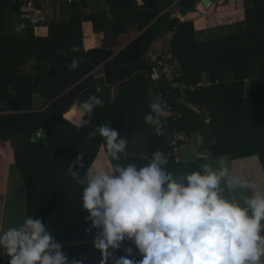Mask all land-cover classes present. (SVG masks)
Returning <instances> with one entry per match:
<instances>
[{
  "label": "crops",
  "instance_id": "obj_1",
  "mask_svg": "<svg viewBox=\"0 0 264 264\" xmlns=\"http://www.w3.org/2000/svg\"><path fill=\"white\" fill-rule=\"evenodd\" d=\"M255 2L211 0L209 9L201 0H196L194 4L188 3V0H86L73 4L37 2V7L45 15L44 23L38 26L28 24L25 29L19 30L17 25L23 20L22 5L0 0V57L10 44L18 49L33 37L45 39L50 34L51 25L66 24L74 19L75 28H71V31L75 30L73 37L81 52L74 57H67L62 50L46 58L34 56L21 66V74L33 75L31 98H17L12 85L0 87V231L19 227L26 216L43 220L47 208L54 202L56 206L43 221L52 230L56 241L63 245L62 250L69 259L86 258L83 264H100L101 254L92 244L97 230L86 233L90 223L85 222L89 214L82 207L83 189L60 201L31 199L33 206L29 207L26 180L17 163L16 146L19 147V141L24 142L18 131V123L26 121L28 114L33 118L50 106H54L65 119L74 120L78 114L72 111V107L78 105L82 96L92 88L115 101L127 85L128 80L124 79L122 73L129 70L143 74L147 80L143 92L146 108L149 109V104L159 97L167 102L173 113L162 104L165 114L160 117L161 131H155L156 136L153 137L149 131L138 127L121 130L119 133L128 140L125 151L121 153L128 162L124 161L121 165L132 163L143 166L154 152L161 151L168 160L164 167L179 177L200 170L205 163L218 168V161L222 159L230 175L243 176L264 190V119L261 126L257 125L258 122L249 123L252 118H248L244 128L229 129L225 137L230 136L237 142L231 144L229 147L232 148L225 150V153L213 155L212 147L218 135L212 125L209 99L201 97L195 101L190 99L189 93L187 98H183L179 91L171 90L170 86L164 92L159 88L161 82L156 78L154 65L155 57L172 49L175 31L168 27L173 19L192 21L196 39L204 41L247 30L246 9L253 7ZM182 5H194L195 9L181 14L179 10ZM73 59L78 60V67L69 70L67 65ZM146 66L151 67L152 71ZM227 78L232 80V74L228 73ZM208 79L211 77L205 75L201 81ZM250 91L251 82L248 80L245 94L249 95ZM165 117L174 118L181 123L182 129H165ZM175 132L189 135V140L182 145L178 155L173 153L171 144ZM113 166L102 145L90 167L101 169ZM221 187L222 195L226 198L235 196L242 205L243 197L251 194L250 190L240 188L229 193L223 182ZM128 246L134 248L130 241H125L123 247ZM123 254L122 250L115 253ZM133 258L138 260L140 256L135 253ZM8 259L0 249V264H8Z\"/></svg>",
  "mask_w": 264,
  "mask_h": 264
},
{
  "label": "clouds",
  "instance_id": "obj_2",
  "mask_svg": "<svg viewBox=\"0 0 264 264\" xmlns=\"http://www.w3.org/2000/svg\"><path fill=\"white\" fill-rule=\"evenodd\" d=\"M67 67L74 70L78 60ZM162 104L157 97L144 116L157 133L165 114ZM97 106L104 103L95 95L74 106V126L89 125ZM97 134L111 159L119 160L127 137L108 124L96 127L88 138ZM82 158L79 155L68 171L83 186L82 207L90 223L86 233L97 230L92 244L101 254L100 264H264V190L243 176L230 175L222 159L218 168L205 163L177 177L164 167L168 160L161 151L143 166L88 167L83 175L73 170L75 165L83 168ZM222 182L229 193L240 188L251 194L243 197L242 205L235 196L222 195ZM125 241L134 248L123 247ZM0 249L8 264H83L86 259H69L52 230L33 216H26L19 227L0 231ZM118 250L124 254L115 255ZM135 253L140 259L133 258Z\"/></svg>",
  "mask_w": 264,
  "mask_h": 264
},
{
  "label": "trees",
  "instance_id": "obj_3",
  "mask_svg": "<svg viewBox=\"0 0 264 264\" xmlns=\"http://www.w3.org/2000/svg\"><path fill=\"white\" fill-rule=\"evenodd\" d=\"M196 0H188L194 4ZM75 19L69 23L51 25L50 34L45 39L32 38L27 40L18 49L10 46L0 57V87L12 85L15 87L19 99L32 96L33 75L21 74L20 67L33 58L49 57L61 48L67 57L79 55L78 43L73 37ZM246 24L248 29L242 32L198 41L196 29L192 21L182 22L175 18L168 29H173L174 38L172 49L174 56L181 66L179 78L190 84H196L209 75L214 82L209 87L198 88L189 92L192 100L198 101L201 97L209 100L212 125L218 135L216 144L212 147V154H223L236 139L225 137L233 127L244 128L246 119L252 118L249 123L258 122L261 126L264 119V0H256L253 7L246 9ZM59 44V46H58ZM14 48V49H13ZM16 49V50H15ZM145 68L152 71L151 67ZM231 73L233 79L228 80ZM124 79L128 80L115 101L107 99L95 88L85 93L80 102L89 96L95 95L102 99L104 107L97 106L91 114V123L83 128H76L74 123L65 119L54 106H50L36 114L29 122H21L19 132L24 140L23 152L16 146L17 163L26 180L30 208L32 196L35 199H66L80 192L83 186L72 178L68 167L73 165L79 155L83 156L81 164L75 165L73 170L80 171L81 175L90 167L97 153L105 142L98 134L89 139V133L100 125H111L118 132L133 130L137 127L155 135V126L145 123L144 116L150 110L145 106V92L147 80L141 73L132 71L123 72ZM219 83H215L216 81ZM251 82L249 95L245 94L246 81ZM161 82L160 89L164 92L169 85L166 80ZM173 104V101L170 98ZM203 101V100H202ZM57 112V113H56ZM88 117L86 116L85 119ZM172 117L164 118L165 129H182ZM42 129L49 137L48 144L33 142L32 134ZM230 129V130H229ZM156 136V135H155ZM246 141V140H245ZM250 142V141H247ZM112 164H120L124 160ZM23 157L26 162L22 163ZM57 203L51 204L44 216L51 212Z\"/></svg>",
  "mask_w": 264,
  "mask_h": 264
},
{
  "label": "built area",
  "instance_id": "obj_4",
  "mask_svg": "<svg viewBox=\"0 0 264 264\" xmlns=\"http://www.w3.org/2000/svg\"><path fill=\"white\" fill-rule=\"evenodd\" d=\"M12 2L20 3L23 7L22 17L23 20L19 21L17 29H25L28 24L32 26H38L45 21L44 12L37 7L36 3L41 2L42 4H50L55 2H66L73 4L75 2H84L86 0H10ZM154 65L156 66V78L158 80H166L170 89L173 91H179L183 98H187L190 91L198 88L212 85L214 82L212 79L207 81H200L196 84H190L182 80L180 77L181 66L178 59L174 56L172 51H165L158 57L154 58ZM215 83H219L217 80ZM163 106L168 108L171 114L173 110L167 102H163ZM189 140V135L185 132H175L172 144V151L175 155H178L182 149V145Z\"/></svg>",
  "mask_w": 264,
  "mask_h": 264
},
{
  "label": "water",
  "instance_id": "obj_5",
  "mask_svg": "<svg viewBox=\"0 0 264 264\" xmlns=\"http://www.w3.org/2000/svg\"><path fill=\"white\" fill-rule=\"evenodd\" d=\"M201 1L203 2V4L208 9L210 8L211 0H201ZM194 9H195L194 5H182L180 10H179V12L181 14H186V13H189L191 11H194ZM58 51L61 52V49H59ZM29 98H31V97H29ZM25 100H27V99H25ZM59 112H61V111H59ZM28 116H29L30 119L28 118L29 120L27 119L26 121L29 122L32 118L30 117L29 114H28ZM26 121H24V122H26ZM70 121L72 123H74V120H70ZM20 123H21V121L18 123V128H20ZM32 141L35 142V143H38V144H48L50 142V139H49V137L46 135V133L42 129H39V130H37L36 132H34L32 134Z\"/></svg>",
  "mask_w": 264,
  "mask_h": 264
},
{
  "label": "rangeland",
  "instance_id": "obj_6",
  "mask_svg": "<svg viewBox=\"0 0 264 264\" xmlns=\"http://www.w3.org/2000/svg\"><path fill=\"white\" fill-rule=\"evenodd\" d=\"M18 145H19V148L24 152L25 151L24 142L19 141ZM246 147H250V145H246ZM24 162H26L25 157H23V160H22V163H24ZM32 197H33V199H35L36 196L34 195Z\"/></svg>",
  "mask_w": 264,
  "mask_h": 264
},
{
  "label": "bare ground",
  "instance_id": "obj_7",
  "mask_svg": "<svg viewBox=\"0 0 264 264\" xmlns=\"http://www.w3.org/2000/svg\"><path fill=\"white\" fill-rule=\"evenodd\" d=\"M72 109H73V107H72ZM68 112H70V111H68ZM68 112H67V113H68Z\"/></svg>",
  "mask_w": 264,
  "mask_h": 264
}]
</instances>
